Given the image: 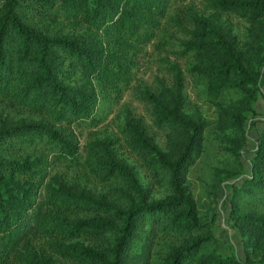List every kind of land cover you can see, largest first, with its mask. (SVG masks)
I'll return each instance as SVG.
<instances>
[{"label": "trees", "instance_id": "16d2710c", "mask_svg": "<svg viewBox=\"0 0 264 264\" xmlns=\"http://www.w3.org/2000/svg\"><path fill=\"white\" fill-rule=\"evenodd\" d=\"M172 2L0 0V264H62L56 256L73 264H252L264 252V129L250 174L229 198L247 263L221 252L210 216L223 180L246 172L245 124L264 65V0ZM216 15L246 21L250 34H232ZM167 35L185 66L168 61L170 83L138 91L168 151L142 119L124 122L150 189L108 140H91L81 161L72 126L105 120L103 105L120 102L135 78L134 56ZM53 161L83 166L105 190L50 176ZM154 187L166 197L153 199Z\"/></svg>", "mask_w": 264, "mask_h": 264}, {"label": "rangeland", "instance_id": "374dc122", "mask_svg": "<svg viewBox=\"0 0 264 264\" xmlns=\"http://www.w3.org/2000/svg\"><path fill=\"white\" fill-rule=\"evenodd\" d=\"M172 3L174 8L190 5H194L198 8L203 7V0H173ZM213 17L219 26L232 29V34L238 35L240 38H244L250 34L251 25L242 19L232 15H216ZM179 49L175 40L170 35L164 37L162 41L161 39H156L153 43L146 45L141 52L134 56L135 78L130 88L124 92L120 102L114 104L108 102L107 105H103L105 111H102L101 115L107 114V118L98 125L83 122L80 125L72 126V130H74L80 144L81 161H84L87 156V145L91 140L97 138L108 140L117 153L118 158L134 169L143 186L146 188L150 187L152 181L147 171L142 166L136 154L128 147V143L125 140L124 122L127 116H134L138 119H142V121L147 124L148 128L155 133L160 149L164 152L168 151L163 134L153 126L150 114L151 108L146 102L141 100L138 90L143 87L157 90V88L160 87L159 79H164L170 83V73L168 72L167 62H175L178 60L180 63H185L176 53V50ZM261 72V92L259 93V99L256 103V111L249 113L245 124L248 133V141L242 152L246 172L239 177L229 176L223 180L218 192L213 198L214 202L210 213L211 217H215L214 231L221 241V252L224 253L225 256H235L245 263H247V255L245 252L244 240L238 226L230 217L231 204L229 198L233 186L236 184L242 185L245 177L250 174L251 160L255 155L260 134L264 129V65L261 67ZM188 90L194 100L197 101L195 92L190 84ZM202 110L205 116L215 118L213 108L202 106ZM51 160L54 159L51 157ZM53 163L54 164L49 167L50 176L60 174V176L65 177H78V179L84 182V185L88 189L92 188L94 192L105 190L104 186L99 185L100 183L94 175L86 174V169H84L83 166L78 164L71 165V163L60 161H53ZM190 184L191 186L193 185L195 192H197V190L199 191L200 183L197 180L196 173H193L190 177ZM151 188L152 187H150V189ZM151 194L153 199H162L166 197V192L157 187L153 188ZM85 242L89 244L88 241ZM56 259L62 264H73L71 260H64L59 256H56ZM252 264H264V252L259 254Z\"/></svg>", "mask_w": 264, "mask_h": 264}]
</instances>
